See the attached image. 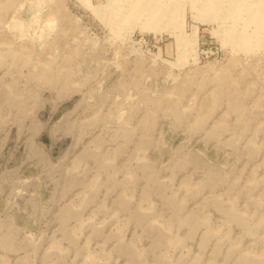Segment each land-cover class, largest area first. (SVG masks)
Here are the masks:
<instances>
[{"label": "rangeland", "instance_id": "374dc122", "mask_svg": "<svg viewBox=\"0 0 264 264\" xmlns=\"http://www.w3.org/2000/svg\"><path fill=\"white\" fill-rule=\"evenodd\" d=\"M0 264H264V0H0Z\"/></svg>", "mask_w": 264, "mask_h": 264}]
</instances>
